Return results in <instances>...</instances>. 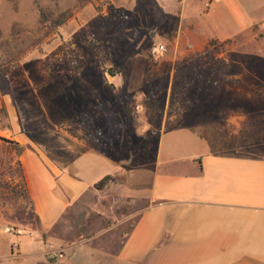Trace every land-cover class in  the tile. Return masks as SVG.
Listing matches in <instances>:
<instances>
[{
  "label": "crops",
  "instance_id": "obj_1",
  "mask_svg": "<svg viewBox=\"0 0 264 264\" xmlns=\"http://www.w3.org/2000/svg\"><path fill=\"white\" fill-rule=\"evenodd\" d=\"M195 10L232 16L228 35L219 26L189 44L197 50L264 24V0H186L175 12L183 24ZM4 101L9 127L3 135L26 146L20 161L40 230L14 231L0 222V264H264L263 110L163 129L155 158L135 164L136 145L125 142L139 137L142 145L141 136L103 132V140L117 141L88 145L66 132V124L25 127L38 118L29 104L10 96ZM108 175L124 179L96 190ZM113 193L140 206L131 227L102 226V216L92 217L89 228L67 239L61 225L67 213L84 202L104 201V207Z\"/></svg>",
  "mask_w": 264,
  "mask_h": 264
},
{
  "label": "rangeland",
  "instance_id": "obj_2",
  "mask_svg": "<svg viewBox=\"0 0 264 264\" xmlns=\"http://www.w3.org/2000/svg\"><path fill=\"white\" fill-rule=\"evenodd\" d=\"M156 1L166 12L160 25L151 0H95L84 7L78 0H0V67L8 70L7 94L0 85V137L6 138L3 134L9 127L4 97L10 96L27 102L30 116L38 117L25 127H51L50 121L68 125L85 114L93 117V133L141 136L142 145L139 137L125 142L136 145L135 164H141L155 158L163 129L264 111V24L224 45L212 64L217 72L211 80L206 71L203 77L194 72L175 80L177 58L197 50L189 44L217 33L219 26L222 35H228L232 16L188 11L181 24L182 14L175 11L186 0ZM67 11L71 14L67 22L52 27V19ZM43 14L49 15L46 23L40 22ZM159 44L168 47L163 56L153 53ZM117 66L123 72L110 83L106 70ZM37 95L44 97L43 102ZM95 139L100 148L117 141ZM18 159L14 149L0 142V222L14 231L39 232L31 202L13 191H21ZM119 197L118 193L107 196L104 207L101 201L72 208L61 224L68 229L67 239L84 232L90 219L98 216L102 226L116 224L128 230L140 206Z\"/></svg>",
  "mask_w": 264,
  "mask_h": 264
},
{
  "label": "trees",
  "instance_id": "obj_3",
  "mask_svg": "<svg viewBox=\"0 0 264 264\" xmlns=\"http://www.w3.org/2000/svg\"><path fill=\"white\" fill-rule=\"evenodd\" d=\"M94 1L95 0H78L79 4L82 7L89 5ZM105 1L109 2V0H105ZM151 6L153 7L154 12L157 16V25L162 24V22L165 19V14L163 9L160 7V5L157 3L156 0H151ZM48 17H49L48 14H43L40 22L41 23L48 22L49 21ZM70 17L71 14H69L68 11L61 13L56 18L52 19V27H59L65 24ZM232 42H233L232 39L223 42H220L218 40H211L201 50L184 52L177 58L175 62V67H174L175 80H177L181 75L187 77L191 76V74H193L194 72L197 73L199 77H203L202 75L204 74L203 72L205 71L209 74L211 80L217 72L216 68L212 64L217 62V55L223 53L222 48L224 47V45L231 44ZM149 57L150 60L153 61L154 59L153 56L150 55ZM122 72H123L122 66H117L115 68L110 67L106 70V73H108L112 77L120 75ZM7 73H8L7 69L0 67V85L2 86L3 91L6 94L8 93L7 87L5 86V78ZM177 91H179V89ZM92 121H93V117L83 114L78 118H76L75 120H73L72 122L68 123V125H66L63 129L66 132H68L70 135L83 141L84 143L95 146V142H97V139L95 138L97 136H101L102 132L101 131H97L96 133L92 132L91 130ZM0 142H3L4 145H6L7 147L14 149L16 151L17 156L19 157V159L16 162V165H17V172L20 175L21 191H18L17 188H14L13 191L18 196L25 195L31 202L32 210L34 212L33 202L29 195L25 175L22 168V163L20 161V157L26 150V146L21 145L16 141L9 140L3 137H0ZM123 179L124 177L120 175H116V176L108 175L95 185V189L98 191H104L110 185L118 183ZM0 185H1V181H0Z\"/></svg>",
  "mask_w": 264,
  "mask_h": 264
},
{
  "label": "built area",
  "instance_id": "obj_4",
  "mask_svg": "<svg viewBox=\"0 0 264 264\" xmlns=\"http://www.w3.org/2000/svg\"><path fill=\"white\" fill-rule=\"evenodd\" d=\"M168 52V47L163 44L156 45L153 48V53L159 56H163ZM53 258V257H52Z\"/></svg>",
  "mask_w": 264,
  "mask_h": 264
},
{
  "label": "water",
  "instance_id": "obj_5",
  "mask_svg": "<svg viewBox=\"0 0 264 264\" xmlns=\"http://www.w3.org/2000/svg\"><path fill=\"white\" fill-rule=\"evenodd\" d=\"M152 35H154V34H152Z\"/></svg>",
  "mask_w": 264,
  "mask_h": 264
}]
</instances>
